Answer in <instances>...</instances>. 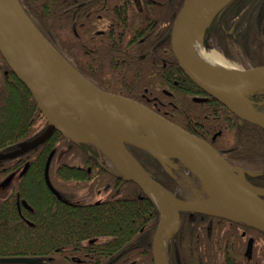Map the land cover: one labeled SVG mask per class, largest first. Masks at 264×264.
Masks as SVG:
<instances>
[{
    "label": "trees",
    "instance_id": "trees-1",
    "mask_svg": "<svg viewBox=\"0 0 264 264\" xmlns=\"http://www.w3.org/2000/svg\"><path fill=\"white\" fill-rule=\"evenodd\" d=\"M18 2L39 33L83 78L105 93L156 112L208 143L231 166L259 173L260 177L246 181L264 188V130L239 125L235 116L212 100L198 102L203 95L181 74L170 54L172 23L184 0ZM93 14L100 17L94 25L89 22ZM221 20L227 22L219 25ZM234 22L240 35L236 43L221 29ZM211 28L215 31L211 44L226 60L242 69L264 66V0H233L212 20L204 40ZM0 63V155H7L37 137L46 123L1 56ZM245 99L261 101L264 93ZM252 109L263 111L260 105ZM128 148L156 183L183 200L184 194L157 161ZM89 149L94 147L72 144L53 133L35 151L0 161V183L27 164L0 198V259L29 258L36 264H152L151 243L159 220L155 204L131 182L101 170ZM49 156L48 181L57 195L44 182ZM106 189L110 194L96 201L97 193ZM16 198L32 212L18 213ZM210 236L221 249L224 264H240L234 261L244 248L239 250L238 237L226 233L220 239L215 230ZM201 237L207 233L182 221L167 242L168 264H209V250Z\"/></svg>",
    "mask_w": 264,
    "mask_h": 264
},
{
    "label": "water",
    "instance_id": "water-1",
    "mask_svg": "<svg viewBox=\"0 0 264 264\" xmlns=\"http://www.w3.org/2000/svg\"><path fill=\"white\" fill-rule=\"evenodd\" d=\"M232 1L184 0L172 24L170 51L180 72L201 94L223 106L237 118L239 125L247 123L264 130V113L253 111V103L245 99L256 92L264 93V66L232 71L206 66L205 71H201L194 66L185 40L190 22L195 17L206 16L200 38L202 45L204 31ZM0 56L15 79L28 91L46 123L37 137L19 144L7 155H0V161L35 151L53 133L72 144L90 145L101 151L118 176L134 184L157 208L159 220L151 243L152 264H168L165 248L178 233L180 214L215 217L264 235V188L254 187L246 181V178L260 177L259 173L231 166L209 144L182 131L155 112L95 87L46 41L18 0H0ZM57 59L71 72H65ZM134 126L147 130L156 139L158 147L137 134L135 128L127 129ZM126 146L148 154L170 176L171 170L175 169L170 160L178 161L199 181L209 202L176 199L145 172ZM49 163L50 156L44 167V182L49 192L57 195L48 181ZM26 167L27 164L24 169ZM21 205L31 212L24 201ZM162 242L164 250L161 249ZM0 263L36 264L37 261L17 258L0 259Z\"/></svg>",
    "mask_w": 264,
    "mask_h": 264
},
{
    "label": "flooded vegetation",
    "instance_id": "flooded-vegetation-1",
    "mask_svg": "<svg viewBox=\"0 0 264 264\" xmlns=\"http://www.w3.org/2000/svg\"><path fill=\"white\" fill-rule=\"evenodd\" d=\"M82 2H83V0H81V3ZM79 5H81V4H79ZM99 18L100 17H98V15L93 14V15H91V18H90L89 22L92 23V25H94V24L98 23V19ZM226 22L227 21H225V20H221L218 23H219V25H222V24H225ZM235 23L236 22H234V25H232L228 29H224V27L221 28V29L225 32L224 34L227 37L232 38L233 42L236 43L238 41V39L240 38V35H239V29H238V27L236 28V24ZM170 33H171V31H170ZM204 33H205V31H204ZM214 34H215V31L212 28L210 30H208V33H207V36H206L205 40H204V37H203L202 49L204 51H206V52H212V51L216 52L224 60H226L225 57L217 49H215L212 46V44H211V41H213V38H214ZM169 50H170V37H169ZM170 54H171V51H170ZM171 56H172V54H171ZM172 58H173V56H172ZM173 60H174V58H173ZM226 61L229 64L232 65L233 69H236V70H247V69H242L236 63H232V62H230L228 60H226ZM200 100H203V102H204L205 100H211V99H209V98H207L206 96L203 95V97ZM252 103H253L252 107L253 106L257 107V105H260L261 108L263 109V111L260 112V113H264V99L261 100V101H256V102H252ZM140 105H142V104H140ZM215 137L216 136H213V138H215ZM128 147L129 146H126L128 152L132 155V153L130 152ZM89 150L93 154H95L96 159H97L98 167L101 170H103V171H105L107 173H112V171L110 170L111 169V164L108 163L107 157L101 151H99V150H97L95 148L94 149H89ZM170 162L172 163L173 166H175V169L171 170V173H172L171 176L168 175L167 173L166 174L168 176H170L172 181L174 182V184H176V186L178 188V192L184 194L185 193L184 190L186 189V186L187 187L190 186L191 188H193L195 191L198 192V185H199L198 181L194 180L193 176L181 164H179L178 161H176L174 159H171ZM87 172L88 173L90 172V168H87ZM103 191H105L106 194L108 193L107 196L110 194V192L107 189L103 190ZM100 194H101V191L99 193H97L96 197H98ZM106 197H104L103 199H105ZM182 198H183V200H187L184 195H183ZM103 199H101V200H103ZM96 201H99V200L96 199ZM21 202L22 201H18V199L16 198L15 205H16V209H17L18 213H20L21 209L26 211V212L31 213L32 209L30 208L31 212L26 210L21 205ZM182 221H186V223L188 222L189 224L193 225L194 228H198V230L200 232L205 231V234L207 233V237L206 238L201 237V240L202 239L206 240L205 241L206 242V246L204 245V247L207 250H209V257H208L209 258L208 259V263L209 264H224V256L220 252L221 249L219 248L218 245L215 244L216 242H211V240H212V238L210 236L211 230H215L217 232V234H220V237H219L220 239H223V237H224V235L226 233H228V234L232 233L236 237H238L239 241L241 242L240 247H238L239 250L242 249V246L244 248H243V251H239V253H238V256H240L239 259L236 260L234 258V261L236 263L239 262L240 264H264V257L262 256V251H264V235L263 234H261V235H263V236H261V235L258 234L259 232L257 233V231H255L253 229H250V228H248L246 226H243L241 224L231 223V222H228V221L223 220V219L210 217V216H206V215H201V214H180V224H181ZM190 250H191V253H192L191 255L194 256L193 255L194 250L193 249H190ZM165 256H166V254H165Z\"/></svg>",
    "mask_w": 264,
    "mask_h": 264
},
{
    "label": "bare ground",
    "instance_id": "bare-ground-1",
    "mask_svg": "<svg viewBox=\"0 0 264 264\" xmlns=\"http://www.w3.org/2000/svg\"><path fill=\"white\" fill-rule=\"evenodd\" d=\"M205 24H206V16L195 17L190 22L186 30V33H185V40H186L187 47L189 49L191 60L193 61L194 66L201 71H205L204 69L207 68L206 66H211L214 69H217L220 71H232L233 70L232 65L226 62L216 52H213V51L206 52L202 49L200 45V38L205 28ZM57 62L65 72L67 73L71 72V70H69L60 60L57 59ZM56 117L58 119H61L58 116ZM134 128L136 129L135 126L133 128H127V129L134 130ZM148 141L154 146L158 147V143L153 136H150V139H148ZM153 199L160 206V203L158 202L157 198L153 197ZM161 249L164 250V242L161 243Z\"/></svg>",
    "mask_w": 264,
    "mask_h": 264
},
{
    "label": "rangeland",
    "instance_id": "rangeland-1",
    "mask_svg": "<svg viewBox=\"0 0 264 264\" xmlns=\"http://www.w3.org/2000/svg\"><path fill=\"white\" fill-rule=\"evenodd\" d=\"M1 65V63H0ZM136 132L137 134H139L140 136L146 138V139H150V134L148 133L147 130L141 128V127H136ZM110 164V162H108ZM24 166H21L17 171L10 173L9 175H7L3 181H1L0 183V198L6 193L8 187L13 184V182H15L22 174L23 170H24ZM184 195L187 199V201H193V202H202V203H208L209 202V198L206 195L205 191L200 187V190L195 191L193 188H191L190 186H186V189L184 190ZM82 194V192L78 193V196H80ZM108 194V193H107ZM105 191H101V194L98 197H95V200H101L104 197L107 196Z\"/></svg>",
    "mask_w": 264,
    "mask_h": 264
}]
</instances>
